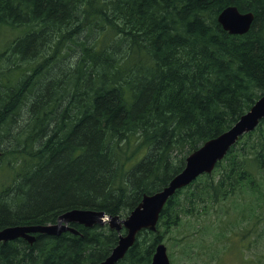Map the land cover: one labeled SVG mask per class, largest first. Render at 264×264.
Masks as SVG:
<instances>
[{
	"label": "trees",
	"instance_id": "1",
	"mask_svg": "<svg viewBox=\"0 0 264 264\" xmlns=\"http://www.w3.org/2000/svg\"><path fill=\"white\" fill-rule=\"evenodd\" d=\"M229 6L253 13L248 33L219 24ZM5 29L19 34L0 49V229L73 209L126 217L264 96V0H0ZM241 139L118 264H151L160 229L246 192L264 173V137ZM71 225L80 234L2 243L0 264H98L126 233Z\"/></svg>",
	"mask_w": 264,
	"mask_h": 264
},
{
	"label": "water",
	"instance_id": "2",
	"mask_svg": "<svg viewBox=\"0 0 264 264\" xmlns=\"http://www.w3.org/2000/svg\"><path fill=\"white\" fill-rule=\"evenodd\" d=\"M254 21L253 13H241L236 6H229L218 15V22L231 35H244L249 32ZM264 120V96L226 132L208 140L199 149L191 153L185 168L177 174L160 191L144 195L141 202L124 218L102 211L90 209H73L59 216L57 223L49 225H16L0 229V246L2 243L16 239H25L30 244L36 241V235H60L69 231H80L69 224L86 228L95 225H108L119 233L124 228L126 233L120 235L117 245L110 255L99 264H117L135 244L137 235L144 229L156 231L160 214L170 197L176 191L187 187L203 174H210L222 161L228 151L236 145L241 137L253 132ZM151 264H171L167 247L160 243L156 246Z\"/></svg>",
	"mask_w": 264,
	"mask_h": 264
},
{
	"label": "rangeland",
	"instance_id": "3",
	"mask_svg": "<svg viewBox=\"0 0 264 264\" xmlns=\"http://www.w3.org/2000/svg\"><path fill=\"white\" fill-rule=\"evenodd\" d=\"M18 34L3 30L0 49H4L7 41ZM58 43L59 47L65 46L62 40ZM60 51L63 48L56 55ZM29 115L30 112L24 111L12 124L15 122L22 126ZM30 123H33L32 119ZM261 137H264V123L261 128L244 136L240 147ZM1 140L5 148L6 138L1 137ZM255 152L249 151L250 154ZM215 171L218 172H213V176L218 178L220 170ZM251 188L259 190L249 193ZM245 190L244 193H233L237 198L229 197L222 204L209 205L205 209L199 205L182 215L176 227L160 229L158 235L167 247L171 264H264V173L257 169V176L250 178L249 187Z\"/></svg>",
	"mask_w": 264,
	"mask_h": 264
},
{
	"label": "bare ground",
	"instance_id": "4",
	"mask_svg": "<svg viewBox=\"0 0 264 264\" xmlns=\"http://www.w3.org/2000/svg\"><path fill=\"white\" fill-rule=\"evenodd\" d=\"M225 9H226V8H225ZM239 11H240V10H239ZM240 12H241V11H240ZM241 13H251V12H241ZM153 194H154V193H153ZM148 195H151V194H148ZM66 212H67V211H66ZM66 212H65V213H66ZM121 218H123V217H121ZM57 221H58V220H57ZM56 223H57V222H56ZM49 224H55V223H49ZM49 224H46V225H49ZM69 226H72L71 223L69 224ZM121 231H122V230H121ZM121 235H124V234H121ZM103 261H104V260H103ZM120 261H121V260H120ZM120 261H119V262H120ZM119 262H118V263H119ZM118 263H117V264H118ZM98 264H99V263H98Z\"/></svg>",
	"mask_w": 264,
	"mask_h": 264
}]
</instances>
